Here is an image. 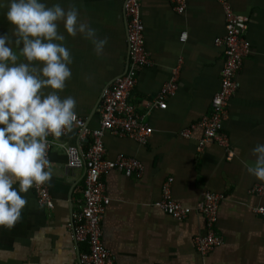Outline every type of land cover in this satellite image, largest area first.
Here are the masks:
<instances>
[{
    "label": "crops",
    "instance_id": "0c3cea01",
    "mask_svg": "<svg viewBox=\"0 0 264 264\" xmlns=\"http://www.w3.org/2000/svg\"><path fill=\"white\" fill-rule=\"evenodd\" d=\"M228 1L234 12L250 18L246 35L251 51L223 122L228 145L210 140L199 148L203 129L197 123L208 114L221 85L224 48L216 39L226 34L224 7L218 0H185V10L179 13L170 0H141L151 63L141 68L130 100L153 131L145 144L129 136H104L106 158L126 154L144 165L140 176L119 169L104 175L110 202L102 219V239L118 264H264V218L254 210L264 205V194L252 192L264 182L249 175L242 163L251 162L250 149L264 142V0ZM58 2L75 6L96 35L107 38L103 54L97 56L88 40L65 34L72 64L61 95L73 96L75 112L89 128H97L102 90L125 72L129 45L124 9L118 0ZM3 12L0 8V33L10 31ZM176 70L177 88L166 97V108H160L153 100ZM190 128L188 137L182 135ZM54 140V174L46 183L54 206L42 205L33 187L21 194L27 202L20 220L11 229L0 228V264H80L69 224L72 212L83 204L85 170L67 166L63 145L86 149L90 136L80 138L73 126ZM168 178L173 198L192 208L184 219L157 205ZM207 190L223 195L216 223L222 243L203 256L194 240L205 232V219L195 208Z\"/></svg>",
    "mask_w": 264,
    "mask_h": 264
},
{
    "label": "built area",
    "instance_id": "2783aa9c",
    "mask_svg": "<svg viewBox=\"0 0 264 264\" xmlns=\"http://www.w3.org/2000/svg\"><path fill=\"white\" fill-rule=\"evenodd\" d=\"M123 6L129 45V62L126 71L107 85L101 93L99 107L100 121L97 128H89L83 118L77 113L74 126H77L80 138L90 136L86 149L79 145H63L67 154V166L85 170L83 204L73 211L70 222L72 235L80 249V264H118L111 251L105 246L102 235V219L110 198L106 193L104 175L112 169H119L127 176L141 175L143 163L136 157L119 154L114 159L105 157L106 149L104 136L111 133L119 136H129L141 144H145L152 133L151 126L143 122V116L137 111L130 100L131 91L137 83L138 74L143 66L151 63V54L146 48L144 23L141 16V0H118ZM222 3L226 16V34L216 39V43L224 48V61L221 69L220 89L214 94L208 114L197 123L203 129V136L199 148L210 140L228 145V138L223 131V122L228 116V106L231 97L239 88L238 74L242 68L244 58L251 51V42L246 33L250 18L247 15L233 11L228 0H218ZM174 9L181 13L185 10V0H170ZM182 39L186 33L181 35ZM176 70L174 77L167 82L153 102L160 108H166V97L173 94L177 88ZM191 128L182 131L188 137ZM54 137L46 140V153L50 160V153L55 145ZM172 178H168L162 187L161 199L157 205L177 219L186 218L192 208L179 203L172 195ZM38 201L52 208L54 200L46 183L33 186ZM252 192L263 195L264 183H258ZM222 193L205 191L199 200L196 210L205 219V232L195 237V246L200 254L206 256L222 243V237L217 233L219 203ZM254 210L264 218V205H258Z\"/></svg>",
    "mask_w": 264,
    "mask_h": 264
},
{
    "label": "clouds",
    "instance_id": "9594fccd",
    "mask_svg": "<svg viewBox=\"0 0 264 264\" xmlns=\"http://www.w3.org/2000/svg\"><path fill=\"white\" fill-rule=\"evenodd\" d=\"M0 8L10 25L0 33V228L11 229L27 202L21 194L54 174L47 138L74 126L76 100L61 95L72 64L65 34L88 40L97 56L107 38L98 37L75 6L58 0H0ZM250 151L253 160L243 166L264 182V142Z\"/></svg>",
    "mask_w": 264,
    "mask_h": 264
},
{
    "label": "water",
    "instance_id": "95a60500",
    "mask_svg": "<svg viewBox=\"0 0 264 264\" xmlns=\"http://www.w3.org/2000/svg\"><path fill=\"white\" fill-rule=\"evenodd\" d=\"M124 22H125V29H126V33H127V23H126L125 13H124ZM128 62H129V50H128V56H127V58H126V62H125L124 71H126V69H127ZM72 213H73V212H72ZM78 253L80 254V249H79V248H78Z\"/></svg>",
    "mask_w": 264,
    "mask_h": 264
}]
</instances>
